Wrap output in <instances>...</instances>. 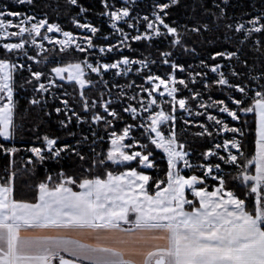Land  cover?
Segmentation results:
<instances>
[{
    "label": "snow or ice",
    "instance_id": "snow-or-ice-1",
    "mask_svg": "<svg viewBox=\"0 0 264 264\" xmlns=\"http://www.w3.org/2000/svg\"><path fill=\"white\" fill-rule=\"evenodd\" d=\"M100 4L107 32L82 22L92 9L81 0H0V264H264V0L239 14L231 0ZM42 7H62L90 34ZM154 41L158 58L137 52ZM29 86L23 112H40L24 143L17 94ZM53 114L71 143L40 131ZM189 134L208 146L195 153ZM41 166L43 178L20 179Z\"/></svg>",
    "mask_w": 264,
    "mask_h": 264
},
{
    "label": "trees",
    "instance_id": "trees-1",
    "mask_svg": "<svg viewBox=\"0 0 264 264\" xmlns=\"http://www.w3.org/2000/svg\"><path fill=\"white\" fill-rule=\"evenodd\" d=\"M5 2H7V0H5ZM81 2L86 7L92 9L91 11L82 15V17H81L82 22H83L84 18L86 17L88 20H91L94 24L98 25L101 28L102 32L110 31V27L107 23L106 18L98 15V13L104 11L102 5L100 4V0H81ZM184 2H186V0H182V4ZM42 3H43V0H42ZM56 3H59L61 6H63L66 3V0H51L52 5H55ZM150 3H151V0H134L133 7H135L137 11H147ZM137 4H138V7H137ZM247 7H248V0H231V6L229 8V11L235 12L236 14H239L240 12L246 10ZM41 10L47 12L51 19H54V20H57L58 22H60L63 27H65L67 29H71L73 31H81L82 33H84L82 30H78L75 28V26L71 23L69 16L66 14V10L63 9L62 7L60 9H56L55 7H49V8H43L42 7ZM58 11H59V15H57ZM188 11H190V10L185 9L182 6L174 9L175 16L177 18H179L181 23H183L185 21V14ZM95 42L99 44V43H102L103 41L97 39ZM153 44L155 45V47L141 42V43H135V47H136L138 53L144 52L145 55H147L148 53H151V56L149 58H158L157 47L162 48V45H160L159 41H154ZM47 46L49 48H51V45H47ZM122 51H124V54H128L127 51H125V50H122ZM49 54L51 55L52 53H49ZM57 58H59V57H57ZM107 58L112 59L114 57L109 55ZM179 60H180V62H183V63H192L193 62V58L191 56H188V55L179 56ZM34 67H41V66L34 64ZM49 67H51V65H49ZM169 70L170 69H168L166 67L153 66V71H158L160 73H164V72L169 71ZM22 75L24 77H26L28 75V73L23 72ZM111 75H112V73L109 72L108 76H111ZM178 75H187V73H179L178 72ZM91 78L96 79L95 75H93ZM133 78H135L138 83L140 82L139 77H131L130 76L128 79H133ZM16 79H17V87L19 88V82L21 80V75L18 74ZM117 81L120 83H124V78H117ZM65 88L69 91V93H71L73 91V86L68 85L67 83H65ZM99 91H100V88L89 89L88 94L89 95H95ZM113 92H115V89H113ZM30 95H31V86H29L27 88V90H21L18 92L17 99H18V104H19L20 110H21V111H18V113H17L18 118L21 115V112H23V110L27 107V97ZM39 112H40V109L38 107L33 108L30 113L29 112H23V115L26 119V122L23 125L21 131L18 133V136H17L18 141L27 143V142H30L32 140V137L34 134V127H33L32 121L35 120V117ZM177 114H178V116H185V113L181 110H178ZM42 119L44 122L40 126L41 132L50 131L53 134L59 135L63 142H69V143L72 142L71 138L67 137L64 132L58 130L59 126L57 124V117L55 116V114H53V116L51 118L42 117ZM199 119L203 120V119H205V117L201 116V117H199ZM178 124L180 127H185L183 124V120H179ZM117 127L118 128L122 127V125L118 122ZM192 131L193 132L199 131V129L192 127ZM137 135H138V133H137ZM187 138L190 141L189 146L191 148H193L195 153H197V154L199 152H201L204 147L208 146V139L207 138L202 139L199 137H193L191 134H189ZM251 140H252V137L247 138V142L245 144V150L246 151L252 147ZM162 156H163V153L160 150H156V162L158 163L160 168L166 167V161L162 159ZM195 159H196V156L194 155L193 160H195ZM22 163H23L22 160H18L17 166L18 167L21 166ZM62 163H63V166L65 168L71 170L76 165L77 162H74L71 157H67L62 161ZM48 164L50 167H53V168L56 167L55 162H48ZM3 167H4V160L2 158H0V169H2ZM150 171L153 174H155L157 170L152 169ZM43 174H44V167L41 166L39 168V170L37 171V174L35 177L30 178L28 175H23L20 177V179L31 183L32 180H39V179L43 178ZM186 174H191V173H186ZM17 195L30 197L31 196V190L26 186L18 185Z\"/></svg>",
    "mask_w": 264,
    "mask_h": 264
},
{
    "label": "crops",
    "instance_id": "crops-1",
    "mask_svg": "<svg viewBox=\"0 0 264 264\" xmlns=\"http://www.w3.org/2000/svg\"><path fill=\"white\" fill-rule=\"evenodd\" d=\"M49 234H56L55 231H51ZM160 243H163V241H159ZM71 259V257H69Z\"/></svg>",
    "mask_w": 264,
    "mask_h": 264
},
{
    "label": "rangeland",
    "instance_id": "rangeland-1",
    "mask_svg": "<svg viewBox=\"0 0 264 264\" xmlns=\"http://www.w3.org/2000/svg\"><path fill=\"white\" fill-rule=\"evenodd\" d=\"M122 2H123V0H122ZM133 2H134V0H133ZM82 34H90V33H82ZM46 43V45H47V42H45ZM94 75V74H93ZM221 140L223 139V137H221L220 138Z\"/></svg>",
    "mask_w": 264,
    "mask_h": 264
}]
</instances>
